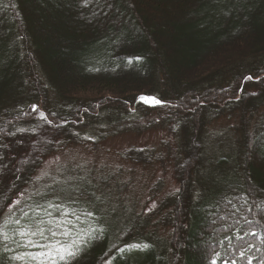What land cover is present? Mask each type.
<instances>
[{"label":"trees","instance_id":"obj_1","mask_svg":"<svg viewBox=\"0 0 264 264\" xmlns=\"http://www.w3.org/2000/svg\"><path fill=\"white\" fill-rule=\"evenodd\" d=\"M157 131L122 154L150 207L94 168L31 185L64 141ZM40 228L103 229L73 264H264V0H0V264Z\"/></svg>","mask_w":264,"mask_h":264},{"label":"rangeland","instance_id":"obj_2","mask_svg":"<svg viewBox=\"0 0 264 264\" xmlns=\"http://www.w3.org/2000/svg\"><path fill=\"white\" fill-rule=\"evenodd\" d=\"M162 132H150L143 136L121 135L103 140H97L88 134H81L75 141H64L65 147L60 148L50 155L44 162L45 165L39 170L31 185H40L39 188L48 187L59 178H62L64 167H73L84 173L95 175L93 168L104 170L107 176L113 175L112 186H120L119 194L114 197L115 203L129 205L132 200L137 209L150 207L147 204L149 194L146 190L148 185L157 178L158 171L153 169H143L125 162L122 154L130 147H144L147 144L155 145L159 142ZM165 188L173 189L172 181L167 177L163 178ZM159 234L165 235V231L160 229Z\"/></svg>","mask_w":264,"mask_h":264},{"label":"snow or ice","instance_id":"obj_3","mask_svg":"<svg viewBox=\"0 0 264 264\" xmlns=\"http://www.w3.org/2000/svg\"><path fill=\"white\" fill-rule=\"evenodd\" d=\"M88 0H85V4H87ZM137 61H139V58H137ZM130 64L132 63L131 60L128 61ZM248 80H251L252 77H247ZM141 101L150 104L151 106H158L162 105V101L159 99H156L154 97H148V96H141L139 98ZM68 213H64V216L67 217ZM88 215H91L89 213ZM66 222L61 221L60 224H57V228L63 227V231L59 233V235H63L64 237H72L73 233L72 231L65 226ZM73 228L75 225L72 226ZM51 232V238L45 236V230L40 228L36 232H21V236H29V235H40L41 237H44L46 240H50L49 243L45 244H39L32 239H27L24 243L27 246L37 247V248H43V251H40L36 253L35 255H30V259L32 261H36V264H73L74 261L77 260L78 257L81 256V254L86 250L88 245L92 243L94 240H97L101 237L103 234V229L95 230V229H89L88 233L82 235L80 231H77L75 233V238L71 240V242H61L59 239H54L57 237L58 233L52 229H49ZM85 235L87 239H85ZM255 235V233H253ZM132 249H147L149 245L147 244H133L130 246ZM123 251V250H121ZM15 259H24V257H15ZM212 264H216L215 261L212 262Z\"/></svg>","mask_w":264,"mask_h":264}]
</instances>
